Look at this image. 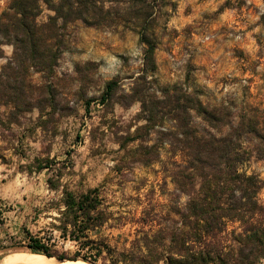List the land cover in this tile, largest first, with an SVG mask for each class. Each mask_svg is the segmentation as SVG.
I'll return each instance as SVG.
<instances>
[{"label": "trees", "instance_id": "trees-1", "mask_svg": "<svg viewBox=\"0 0 264 264\" xmlns=\"http://www.w3.org/2000/svg\"><path fill=\"white\" fill-rule=\"evenodd\" d=\"M43 7L52 15L40 23ZM163 7L172 9L173 2L7 0L0 13V59L5 57L3 46L12 47L0 69V106L8 108L6 125L19 124L33 111L42 124L74 111L50 80L66 47L68 25L135 28L145 46L142 75L129 93L117 95V82L109 81L99 101L110 112L115 104L128 107L138 101L136 118L144 124L133 133L130 127L122 135L115 133L121 154L108 178L94 188L74 191L62 182L66 167L53 168L49 158L34 160L28 174L47 170L46 190L53 198L36 208L22 226L19 244L24 251L87 264L264 261V203L258 198L264 182L244 169L251 158L264 162V111L245 112L235 124L228 107L204 105L180 86L157 87L161 98L151 92L156 87L155 28ZM90 66L86 63L85 71ZM35 75L44 82L37 83ZM90 101H85L86 110ZM44 113L47 119L41 121ZM165 116L174 121L168 128L160 124ZM194 116L203 126L194 123ZM130 143L136 145L128 148ZM156 166L157 190L144 177L129 179L136 169ZM68 175H73L72 169ZM110 182H116L115 190L108 187ZM41 215L50 222L33 232L30 225Z\"/></svg>", "mask_w": 264, "mask_h": 264}, {"label": "rangeland", "instance_id": "rangeland-1", "mask_svg": "<svg viewBox=\"0 0 264 264\" xmlns=\"http://www.w3.org/2000/svg\"><path fill=\"white\" fill-rule=\"evenodd\" d=\"M187 1L171 0L173 8L163 7L157 14L162 16L155 28L156 87L151 92L161 98L157 87L180 86L204 105L228 107L235 124L245 112L255 108L264 111L263 0H197L207 2L209 8L186 21L185 17L194 13ZM6 5L7 0H0V13ZM51 15L43 7L38 21L46 22ZM65 40L66 47L50 80L74 111L50 124L38 121L39 114L33 111L19 124L6 125L3 120L8 108L0 107V264L10 254L26 252L19 244L23 240L21 228L30 222L36 208L53 198L46 190L47 170L28 174L35 159L49 158L53 168L66 167L62 182L74 191L94 188L108 178L121 154L115 133L122 135L125 127L133 133L136 126L144 124L136 118L138 101L128 107L115 104L112 112L99 103L107 82L116 81L120 95L129 93L142 75L145 46L137 30L124 26L96 29L76 22L68 25ZM3 51L5 56L10 54L8 46ZM86 63H91L87 71ZM34 79L39 84L44 82L40 75ZM80 90L83 98L78 96ZM86 100H91L88 110ZM46 114L41 121L47 119ZM193 120L203 126L199 117ZM160 122L168 128L174 121L165 116ZM135 145L130 143L128 148ZM163 156H167L164 151ZM71 169L73 175H68ZM244 169L264 182L263 161L251 158ZM158 171V166L136 169L129 179L144 177L157 190ZM108 187L115 190L116 182ZM154 198L164 201L159 195ZM258 198L264 203V184ZM48 222L41 215L30 229L35 232Z\"/></svg>", "mask_w": 264, "mask_h": 264}, {"label": "bare ground", "instance_id": "bare-ground-1", "mask_svg": "<svg viewBox=\"0 0 264 264\" xmlns=\"http://www.w3.org/2000/svg\"><path fill=\"white\" fill-rule=\"evenodd\" d=\"M3 264H87L82 261H64L58 262L52 258H46L39 254H30L28 252H18L8 255Z\"/></svg>", "mask_w": 264, "mask_h": 264}, {"label": "crops", "instance_id": "crops-1", "mask_svg": "<svg viewBox=\"0 0 264 264\" xmlns=\"http://www.w3.org/2000/svg\"><path fill=\"white\" fill-rule=\"evenodd\" d=\"M182 1L184 2V0H182ZM186 3L191 5V8L193 9V12H194L190 16H186L185 17L186 21L189 20V19H193V17H195L197 15L198 11H203L204 9H208L209 8L207 2H203V1L201 3H197V0H188ZM8 48L10 49V54H8L4 58L0 59V69L6 63V59L11 56L12 47L8 46ZM167 68H168V66L166 67V69Z\"/></svg>", "mask_w": 264, "mask_h": 264}, {"label": "water", "instance_id": "water-1", "mask_svg": "<svg viewBox=\"0 0 264 264\" xmlns=\"http://www.w3.org/2000/svg\"><path fill=\"white\" fill-rule=\"evenodd\" d=\"M30 254H32V253H30ZM46 258H50V257H46ZM52 259H54L55 261H58V262L70 261V260H59V259H55V258H52ZM73 262H75V261H73Z\"/></svg>", "mask_w": 264, "mask_h": 264}]
</instances>
